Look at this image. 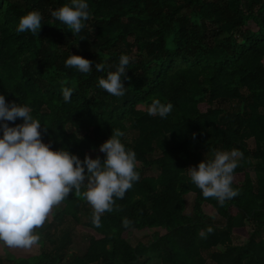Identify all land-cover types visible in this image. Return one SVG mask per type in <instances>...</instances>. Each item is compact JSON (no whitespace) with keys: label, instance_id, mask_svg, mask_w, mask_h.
<instances>
[{"label":"trees","instance_id":"16d2710c","mask_svg":"<svg viewBox=\"0 0 264 264\" xmlns=\"http://www.w3.org/2000/svg\"><path fill=\"white\" fill-rule=\"evenodd\" d=\"M66 2L0 0V94L30 107L48 127L44 142L81 159L120 129L140 178L101 216L100 227L86 210L82 225L90 233L82 255L69 251L72 232L64 224L80 225L88 204L70 192L34 229L39 254L8 257L7 264H205L206 254L214 264H264V239L252 235L264 230V0H88L89 18L74 37L50 16ZM33 10L42 15L37 35L17 32L18 18ZM70 53L104 68L87 74L65 68ZM121 54L131 60L125 94L115 97L97 80L115 70ZM62 87L73 88L68 103ZM153 98L173 104L167 118L140 109ZM233 148L243 153L232 181L240 191L219 206L186 172ZM153 168L155 176H144ZM207 226L213 231L198 236ZM143 229L153 230L151 238L130 245L128 236ZM242 233L246 242L234 243Z\"/></svg>","mask_w":264,"mask_h":264},{"label":"clouds","instance_id":"9594fccd","mask_svg":"<svg viewBox=\"0 0 264 264\" xmlns=\"http://www.w3.org/2000/svg\"><path fill=\"white\" fill-rule=\"evenodd\" d=\"M90 15L88 0H67L50 16L61 22L74 36L85 27ZM42 15L29 11L18 18L16 31L37 35L41 28ZM83 39V38H82ZM131 57L121 54L115 70L97 80V86L108 94L121 97L126 87L123 83ZM81 55L69 54L64 60L65 68H74L80 73H90L93 68L101 71L102 63H95ZM72 87H62L65 103L70 102ZM171 102L162 103L153 98L147 107L150 116L167 118L172 111ZM21 123H14L17 120ZM9 122H13L10 126ZM36 119L27 104L6 101L0 94V246L29 249L39 241L34 231L41 227L51 209L60 204L70 192L82 196L91 206V222L101 226V216L112 212L115 200L123 199L127 190L140 178L136 169L137 156L133 149L126 148L120 129L111 130V135L98 146L103 158H94L87 153L81 159L66 147L53 149L51 141L44 142L45 127ZM77 139L81 137L77 134ZM195 138V133H193ZM95 150V149H93ZM243 153L238 149L215 151L195 166L187 168L188 180L201 190L207 199L214 198L219 206L239 195L232 185L234 170ZM84 189L81 191V189ZM131 223L123 220L126 227ZM213 228L207 226L198 236L205 238Z\"/></svg>","mask_w":264,"mask_h":264},{"label":"rangeland","instance_id":"374dc122","mask_svg":"<svg viewBox=\"0 0 264 264\" xmlns=\"http://www.w3.org/2000/svg\"><path fill=\"white\" fill-rule=\"evenodd\" d=\"M249 27L251 29H255L253 24H249ZM147 107L148 106H140L141 110H146L147 111ZM72 131V130H71ZM126 139L130 140L132 137L131 133H128L126 136ZM247 145L249 148H253V142L251 140L247 141ZM88 154L89 156H94L96 154L99 153L98 149L95 151H85V154ZM158 173V171L156 169H149L146 170L144 172V176H155ZM187 173V172H186ZM192 199H193V195L192 194H188L185 196V213L189 214L191 212V206H192ZM88 204V203H87ZM60 204L56 205L59 206ZM54 206V207H56ZM91 206L88 204L81 212V224L80 225H76L73 221L69 222L67 224H64V227H66L67 229H71V244L69 246V251L73 252L77 255H82L86 249L87 246V239L89 236V231L87 229H85L82 225V223L87 221V213L86 210L90 209ZM206 212H211V214L214 215V221L215 223H219L220 219L214 214V211L210 208H205ZM246 230H249L248 228H246ZM157 231L160 234H164V230L163 229H157ZM153 230L151 229H143V230H135L130 236H128L127 241L130 245H136L137 243H145L147 242L152 236ZM254 239L258 240V239H264V230H259L255 233L252 234ZM247 240V235L245 233L239 234L234 236L233 242L236 244H243L245 243ZM217 250H221L220 247H216ZM40 250H39V246L33 245L31 248L29 249H22V248H9V247H5V246H0V264H7V258H14V259H18V258H29L31 256H35L37 254H39ZM207 255V254H206ZM206 255H204V257L206 258V263L205 264H214L213 261H210L209 259H207Z\"/></svg>","mask_w":264,"mask_h":264}]
</instances>
